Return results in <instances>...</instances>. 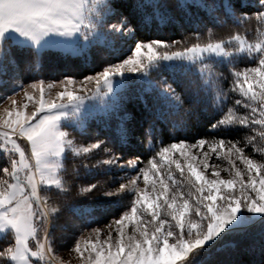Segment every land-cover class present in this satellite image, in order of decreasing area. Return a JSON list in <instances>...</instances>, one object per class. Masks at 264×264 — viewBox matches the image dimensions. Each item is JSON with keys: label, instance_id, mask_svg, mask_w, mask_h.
<instances>
[{"label": "snow or ice", "instance_id": "obj_1", "mask_svg": "<svg viewBox=\"0 0 264 264\" xmlns=\"http://www.w3.org/2000/svg\"><path fill=\"white\" fill-rule=\"evenodd\" d=\"M196 7L205 8L207 14L190 13L193 5L177 6L172 0H129L127 12L117 0H0V66L8 61L7 41L13 33L33 42L48 34H78L91 46L118 42L123 36L135 39L134 55L103 67L95 76H85L84 81H94L101 95L111 94L104 126L113 130L117 144L138 143L143 149L122 153L111 140L102 139L100 125L93 128L88 123L91 113L86 108L82 110L87 96L67 87L48 102L44 99V81L34 82L30 88L40 85V100L31 113L25 112L26 105L18 106L14 97H8L10 107L0 112V149L9 155L6 166L0 169L6 177L0 179V233L10 234L11 239L0 248V264H60L55 255L58 241L74 225L61 221L57 205L50 203L52 197L41 196V192H52L57 198L67 195L63 161L69 154L75 159L81 153L101 149L109 157L97 162L101 171L111 166L125 173V178L129 173L135 175L114 191L101 192V185L92 183L82 191L104 197L132 191L135 196L130 211L125 210L114 220V235L109 231L108 238L101 242V229L96 227L92 229L95 240L73 236L72 250L79 254L80 264H252L250 254L259 251L264 256V156L257 160L247 155L246 146H239V141L223 137L208 141L190 135L192 126L205 113L215 120L209 123L211 129L220 132H228L233 126L264 128V34L254 43H246L239 34L229 36L228 43L233 39L239 42L238 49L228 48L224 40L182 48L181 41L169 42L165 38L136 40V27L147 26L153 14L167 25L175 23L181 27L185 23L226 27L230 21L244 20L245 10L239 4ZM256 9L257 18L264 21V0H258ZM237 12L241 15L237 16ZM173 48L177 50L172 51ZM237 51H246L254 62L242 72L232 70L233 88L238 87L247 98L244 106L251 113L239 116L229 108L221 116L219 95L205 91L191 68L206 58L223 62L230 52ZM126 72L136 76L121 82L122 91L116 99L113 78ZM222 78L223 73L216 76L217 81ZM72 82V75H64L62 83ZM14 87V83L0 81V88ZM24 95L33 99L31 91L25 90ZM62 97L67 99H59ZM129 101L136 102L131 110L127 107ZM68 117H72L70 124ZM112 120L116 122L114 127ZM138 121H143L142 135L136 134ZM66 125L94 142L87 147L78 145ZM165 130L171 141L166 144L161 136ZM17 138L26 142L27 149ZM248 144H254V138L249 137ZM205 147L209 151L203 152L198 165V155L193 150ZM213 154L229 158L232 178L224 179L219 172L210 178L199 170L201 166L209 167ZM231 157L241 161L244 169L237 167ZM160 161L169 165L166 176L161 175ZM172 165L181 175L187 168L186 180L195 190L188 193V198L175 187ZM141 177L143 190L138 186ZM105 183L114 181L108 179ZM249 213L258 214L260 219L249 222ZM145 217H150L146 224ZM97 222L95 218L87 221ZM129 223L133 225L131 235L126 231ZM213 244L217 247L209 251Z\"/></svg>", "mask_w": 264, "mask_h": 264}, {"label": "trees", "instance_id": "obj_2", "mask_svg": "<svg viewBox=\"0 0 264 264\" xmlns=\"http://www.w3.org/2000/svg\"><path fill=\"white\" fill-rule=\"evenodd\" d=\"M117 2L122 6V10L127 12L126 6L129 0H117ZM172 2L177 6L193 5V8L189 11L196 15L207 14V10L203 7L197 8V4L215 3L217 6L239 4L241 9L245 10L242 12L244 20L243 22L238 21L236 23L230 21L229 25L226 27H220L216 24H208L206 27H200L198 25L192 26L187 23L181 27L175 23L167 25L166 21L162 22L153 14L147 26L139 24L136 27V40L142 38L145 40L165 38L169 42L172 40L181 41L179 45L181 48L197 42L208 43L224 40L228 48L231 49L235 47L238 49V41L233 39L231 43H228L229 36L239 34L245 38L246 43H254L264 34V21L257 18L256 4L258 0H172ZM249 9L250 11H247ZM239 15H241V13L237 12V16ZM110 23H115V21H111ZM81 42H84V40L79 36L77 43ZM135 42V39L127 36L121 37L118 42L110 41L104 44V46H91L88 42L80 53L73 54L55 48L36 50L30 45H20L12 42L10 38H8V61L5 64H9L10 66L3 65L0 67V75L4 77L3 81L9 84L12 83L9 81L10 79H8V77H12L11 80L14 81L18 79L17 82L19 84L17 85L20 86L38 80L61 81L66 74L72 75V78L80 79L95 74L98 71H102L103 67L109 64L121 61L130 52V48L126 45L128 43L134 45ZM175 50L177 49H172V51ZM34 55H38L39 57ZM253 63L252 57L249 56L246 51H237L232 52L223 62L215 58L202 59L199 63L193 65L191 72L194 76L199 78V82L205 91L211 92L214 96L217 94L219 95L218 107H222L221 116L227 113L229 108H232L239 116H245L251 113V109L245 108L244 105L247 103V98L239 92L238 87L235 89L233 88L234 78L232 76V70L236 69L242 72L245 68L252 67ZM200 73L204 75L201 77ZM220 73H223L224 78L217 81L216 76ZM135 76V73H125L120 77L121 80L124 81L125 78ZM242 82L243 77H241V83ZM16 87L7 90L0 88V101L13 93ZM121 91L120 85L114 92L113 97L118 99ZM237 101H240V103L237 104ZM111 103L112 99L108 98L100 110L90 112L91 116L88 123L92 124L93 128L99 124L100 127L98 131L102 135L101 138L111 140L113 146L119 147L122 153L124 151H142V146L138 143L131 146L118 145L113 130L104 126L108 119L107 109ZM135 103V101H129L127 107L131 110L135 107ZM254 106L255 105H253V107ZM137 110H139L138 106ZM216 118L219 119L220 116ZM211 120V114H203L201 119L192 126L190 135L194 134L196 139L204 138L208 141L213 139L219 140L222 137L230 139L233 142L239 141V146H246L245 149H248L252 155L258 156L259 159L264 156V136H261V133L264 132V128L258 125L255 129L247 126H233L228 132H220L211 129L209 123H215V120ZM67 121L70 124L72 122V117L68 118ZM115 123V120L111 121L113 127ZM66 130L72 133L78 145L84 146V144L94 142L86 136H82L78 131L68 125H66ZM136 134H143V121L137 122ZM161 136L165 144L171 142L168 140L166 130ZM249 137L254 138V144H248ZM159 139L160 137H157L156 141ZM110 146L111 145H106V147ZM108 158V155L105 154L102 149L99 151L92 150L90 153H81V156L75 159L69 154L63 161L66 170L64 173V180L67 195L57 198L52 192H41V196L52 197L50 203H55L57 205L60 220L68 221L70 225H74V227H70L65 231L68 234H73L74 237L84 230L105 224L122 208L118 204L119 201L117 197L97 196L95 193L89 195L88 192L82 191L83 189H87L90 183L100 184L101 188L99 191L101 192L111 191L110 185L112 184H106L105 181L114 178V176L116 178L117 175H120L121 171L111 166H108L106 171H101L100 165L97 162L107 160ZM8 159V153L2 151L0 153V169L6 166ZM168 170L169 165L166 166L164 174H167ZM171 170L173 173L172 179L177 181V169L171 166ZM1 175L2 173H0V177ZM179 178H181L180 175ZM91 218H95L98 222L88 224L87 221ZM65 237L68 236H60L56 253L62 251V248L71 245L73 238L68 244L62 243L66 241ZM10 239V234L0 236V248L6 247ZM217 243H221V241ZM216 247V244L212 245L209 251L214 250ZM250 259L252 264H264V256H262L259 251L250 254Z\"/></svg>", "mask_w": 264, "mask_h": 264}, {"label": "rangeland", "instance_id": "obj_3", "mask_svg": "<svg viewBox=\"0 0 264 264\" xmlns=\"http://www.w3.org/2000/svg\"><path fill=\"white\" fill-rule=\"evenodd\" d=\"M78 38H79L78 34H73L71 36H67V38H65L64 41L62 40V38H58V41H59L60 45L62 46L59 49L62 51H67V52L73 53V54L80 53L82 51V49L84 48V46L88 42H86L83 39L85 43L84 42L77 43ZM126 46L128 48H130V52L122 60L127 59L129 56L134 55L133 50H134L135 44L132 45L131 43H128ZM52 48L58 49L57 47H52ZM41 49H43V48H41ZM41 49L39 48L36 50H41ZM231 53L232 52H230V54ZM230 54H229V56H230ZM121 61H118V62L113 63V64L120 63ZM4 65L10 66L9 64H4ZM0 67H2V66H0ZM14 74H15V72H14ZM88 76H95V74L88 75ZM3 78L4 77H2L0 75V81H3ZM5 79H7V78H5ZM8 79H10L9 81L11 83L15 84V87L17 84H19L17 82L18 79L16 81L11 80L12 77H8ZM113 79H114V92H115L119 88V86L121 85L122 80H121L120 76H115ZM39 81H41V80L34 81V82H39ZM43 81H44L43 87H44V99H45V101L51 102L53 99H56L57 98L56 97L57 92L63 91L65 89V87H67L68 90H73V91H76L77 94L87 96V99H85L82 102V110L84 108H86L89 112L100 110L103 107V104L105 103L106 99H108L109 96L111 95V94L101 95L100 92H97V90L95 88V82L94 81L93 82L84 81V77L80 78V79L73 78V82L71 84L62 83V81H64V79L61 81H52V80H50V81L43 80ZM34 82L28 83V84H23L22 86L17 85V87L15 88V91H13V93H11L9 96H6L2 101H0V112H4V110L6 108L10 107V101L8 99V97H10V96H12L16 99L18 106H25L26 105V107L24 109L26 113H31L32 111H34L35 108L38 106V102L40 100V85L37 83L36 89L30 88V86ZM25 90L31 91L33 93V99L29 100L28 97H26L24 95ZM101 91H103V89H101ZM59 99L65 100V99H67V97H62ZM68 107H69V110H71L72 105H69ZM68 118H70V117H68ZM68 118H66V120ZM62 122H63V119H62ZM0 130H2V129H0ZM17 139H18V142H20L22 144V147H25L27 149L26 142L20 140V138H17ZM88 145L89 144H84L83 147H87ZM2 151H5V150L0 149V153ZM193 151H194V154L198 155V159H197L196 163L199 165L200 161L203 159V152L209 151V149L207 147H205V148H202L199 150H193ZM225 151H226V149H225ZM245 153L247 155H251L253 158L259 160V157L252 155L248 149H245ZM175 155L177 158H180L178 153ZM180 159H181V162H183L182 158H180ZM230 159H232L235 162L237 167L241 168L242 170L244 169L243 163L241 161H239L236 157H231ZM141 166H143V165H141ZM166 166H168V163L166 161H160V168H161V175L162 176H166V174H164V170L166 169ZM172 166L175 168V165H172ZM231 167H232V165L229 163V158H226L223 154H221V156H216L215 154H213L209 157V167L207 169H204L201 166L199 168V170L203 171L205 173V175L209 176L210 178H214V173L219 172L222 178L229 179V178H232V176L234 175V173L230 172ZM117 170L120 171L119 169H117ZM177 172H178L177 181H176L177 183H176L175 187H179L181 189V191L185 194V198H188V193L190 191L194 192L195 190L191 187V185H189L188 181L186 180V177L188 175L186 166L184 169V175H181L180 171L178 169H177ZM134 175H135V173H129V174H127V177L125 178V173L120 172V175H117L116 178H115V176H114V178H111L114 181V183H111L112 185H110L111 191H114L119 186L120 183H126L127 179H130ZM179 175L181 176V178H179ZM244 178L245 179L247 178L246 175ZM0 179H6V177H3V175H1ZM138 186L141 190H143L145 188V183L143 181V177L140 178ZM148 188L150 190L151 186L149 185ZM134 196H135V194L132 191H129L126 193H121V194H118L117 196H113L114 198L117 197V199L119 201L118 204L122 208L116 213V215L114 217L109 219L105 224H101V225L93 227V228L99 227L101 229V233L99 235V239L101 240V242H103L105 239L108 238L109 231H111L113 233V235L115 234L116 225L113 222L115 219H119V216L122 215L125 210L130 211L131 201L134 199ZM191 203H192V200H190V204ZM248 215H249V222L260 219V216L258 214L249 213ZM149 219H150V217H145L144 223L146 224ZM93 228H90V229H87V230L80 232L79 235H76L75 239H81V237L84 236L86 238H91V239L95 240L97 238V236L95 233H92ZM132 230H133V225L131 223H129L127 225L126 231L129 235H131ZM226 230H227V228L225 229V231ZM4 234L5 233H0V236H2ZM62 235L68 236V237H65L66 241L62 242L64 244L70 243V240L73 238V234H68L66 232L63 233ZM221 235H223V233H221ZM216 239L218 242L219 239L218 238H216ZM74 243H75V240L73 239V241L69 247H64V248H62V251L55 253L56 258L60 262V264H80L79 254L75 253L72 250L74 248ZM209 243H210V241L205 242L204 247H207Z\"/></svg>", "mask_w": 264, "mask_h": 264}, {"label": "crops", "instance_id": "obj_4", "mask_svg": "<svg viewBox=\"0 0 264 264\" xmlns=\"http://www.w3.org/2000/svg\"><path fill=\"white\" fill-rule=\"evenodd\" d=\"M11 33L12 30H9ZM8 38L14 43L20 44V45H30L35 49H41V48H52L57 47L58 49L62 46L60 45L58 38H62L64 41L67 36H61L59 34H48L45 37H42L39 41L33 42L30 38L20 35L19 33H13ZM0 39H3V37H0Z\"/></svg>", "mask_w": 264, "mask_h": 264}]
</instances>
